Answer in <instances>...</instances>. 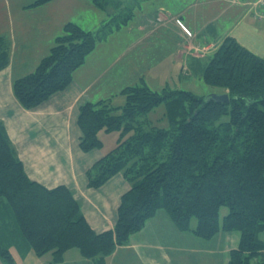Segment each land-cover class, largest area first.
I'll return each instance as SVG.
<instances>
[{"label":"trees","instance_id":"obj_1","mask_svg":"<svg viewBox=\"0 0 264 264\" xmlns=\"http://www.w3.org/2000/svg\"><path fill=\"white\" fill-rule=\"evenodd\" d=\"M89 1L108 18L95 31L72 21L63 25L34 70L12 82L24 108L64 89L96 43L132 17L133 5L124 0ZM8 60L9 47L0 36V70ZM203 78L226 91L228 100L183 89L152 90L140 83L121 89V105L109 99L79 105L82 151L101 146L100 129L120 130L116 145L86 171L89 187L102 185L118 172L130 186L121 197L115 224L102 232L89 226L65 185L48 188L27 176L0 121L2 261L15 264L9 247L16 237L38 256L51 251L54 262L76 247L83 257L103 264L161 208L180 230L201 238L220 230L239 231L238 246L229 252L227 264H264V241L258 236L264 228V58L228 35L207 61ZM161 103L166 106V127L147 118ZM224 115L228 119L220 120ZM221 206L228 211L220 220Z\"/></svg>","mask_w":264,"mask_h":264},{"label":"crops","instance_id":"obj_2","mask_svg":"<svg viewBox=\"0 0 264 264\" xmlns=\"http://www.w3.org/2000/svg\"><path fill=\"white\" fill-rule=\"evenodd\" d=\"M34 1L0 0V36L9 47L8 64L0 70V121L27 176L48 188L65 185L79 201L89 226L95 232H102L115 224L121 197L130 186L120 172L98 187L87 185V169L106 150L102 146L86 152L80 149L82 133L77 118L81 103L109 99L113 104L116 97L110 93L117 96V92L120 94L128 85L127 81H117L120 72L126 76L131 69L125 62V65L120 64L122 55L128 53L127 47L122 49L119 40V53L112 55L106 66L91 76V63L96 62L98 55L95 46L64 89L33 108H24L13 94L12 82L34 70L49 52L57 30L72 20L61 15L63 10L75 13L72 7L94 6L89 0H50L32 5ZM252 1L191 0L177 13L178 22L186 15V21H182L183 18L180 24L193 38L186 48L198 50V46H203L208 53L201 65L198 58L203 54L193 52L197 60H190L189 70H204L207 60L228 35L238 40V34L264 37V26L261 25L264 10L260 18L255 16L256 10L249 4ZM104 19L101 15L100 21ZM83 21L87 22L86 19ZM121 31L119 28L110 33L99 42V47H106ZM97 82L98 86L93 87ZM119 102L115 104H123L124 99ZM195 223L192 220L191 225ZM4 231L9 235V228ZM258 236L264 241V228ZM11 240L9 251L15 264H99L95 259L83 257L76 247L65 250L62 260L54 262L51 251L38 256L22 240L17 242L16 237ZM239 240L237 230H220L210 238L180 230L160 208L146 219L140 230L130 234L126 244L117 246L103 264H227L229 252L238 246ZM0 264H5L2 259Z\"/></svg>","mask_w":264,"mask_h":264},{"label":"rangeland","instance_id":"obj_3","mask_svg":"<svg viewBox=\"0 0 264 264\" xmlns=\"http://www.w3.org/2000/svg\"><path fill=\"white\" fill-rule=\"evenodd\" d=\"M124 2L125 4H130V6L133 5L132 17L129 19L127 26L121 27L122 31L115 34L106 47H99L100 41L96 43L98 55L96 62L91 63V76L95 71L98 73L99 70L106 66L112 55L119 53L121 41L122 49L130 48H126L128 53L122 55L120 64H126V67H131V69L128 70L126 76L120 72V76H117L118 82L123 80L127 81V84L145 83L150 89L158 91L164 88L183 89L199 96L222 93L218 86L208 85L204 81L202 69L201 72L189 70L191 69L189 68L190 60L196 59L193 56V52L199 51L200 54H203L202 57L198 58L201 59V65H203V61L208 56V53H206L207 49L203 46H198V50L186 48L193 39L191 33H187L180 24L181 19L184 18L182 21H186V15L183 18H179L180 22L176 21L177 13L191 0H124ZM72 9L76 10L75 13H72L71 10H63L61 15L65 16V18H72L70 21L79 24L86 30L95 31L99 29L102 23L100 21L101 15L108 18L102 10L94 6L90 8L88 6L84 8L75 6ZM83 19H86L87 22H84ZM261 25L264 26V19L261 21ZM62 28L63 26L57 30V35L62 33ZM238 35L239 40H237L239 42L264 58L263 36ZM105 52L106 55H103ZM189 55L191 56L190 59H188ZM99 56L104 57L99 59ZM98 84L99 82L93 87L98 86ZM104 88L106 89L107 87L104 86ZM120 94L117 92V96H115L114 93H110V95L116 97L113 102L114 106L117 105L115 102L123 101L124 95ZM165 112L166 106L161 103L148 112L147 118L154 125L166 127L168 119L165 116ZM227 119V115L220 118L223 121ZM119 135L120 130L105 131V129H100L98 131V136L102 139L101 146L106 152L116 145ZM227 211V206H221L219 210L220 220Z\"/></svg>","mask_w":264,"mask_h":264},{"label":"built area","instance_id":"obj_4","mask_svg":"<svg viewBox=\"0 0 264 264\" xmlns=\"http://www.w3.org/2000/svg\"><path fill=\"white\" fill-rule=\"evenodd\" d=\"M236 1V0H231ZM250 6L253 7V9L256 10L255 16L261 17L263 15L264 10V0H254L252 2H249Z\"/></svg>","mask_w":264,"mask_h":264},{"label":"water","instance_id":"obj_5","mask_svg":"<svg viewBox=\"0 0 264 264\" xmlns=\"http://www.w3.org/2000/svg\"><path fill=\"white\" fill-rule=\"evenodd\" d=\"M207 97L209 99H213V100L227 101L228 100V93L227 92L211 93V94H208Z\"/></svg>","mask_w":264,"mask_h":264}]
</instances>
